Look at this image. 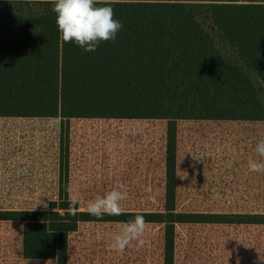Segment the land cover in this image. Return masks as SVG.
I'll list each match as a JSON object with an SVG mask.
<instances>
[{"label":"trees","instance_id":"1","mask_svg":"<svg viewBox=\"0 0 264 264\" xmlns=\"http://www.w3.org/2000/svg\"><path fill=\"white\" fill-rule=\"evenodd\" d=\"M211 1L108 0L123 27L88 52L61 39L53 0H0V117L167 121L165 264H174L176 223L264 225V213L176 212L178 120L264 121V2ZM50 205L0 208V220L46 219L61 264L78 218H163L161 210L95 217L76 202Z\"/></svg>","mask_w":264,"mask_h":264},{"label":"crops","instance_id":"2","mask_svg":"<svg viewBox=\"0 0 264 264\" xmlns=\"http://www.w3.org/2000/svg\"><path fill=\"white\" fill-rule=\"evenodd\" d=\"M234 121V120H233ZM185 122H189L184 125ZM211 120H178L177 122V168L181 169L183 153L182 140L188 131L191 166L211 165L208 160L212 153H224V135H229L228 128L224 133L217 125V136L220 146L213 145L207 153L206 145L199 142L206 138ZM228 121H221V124ZM217 124V123H216ZM67 126L66 131H59L57 164L55 165L54 122L51 118L0 117V169L1 171H77L74 181L69 174V188L62 194L63 201L76 202L79 212L88 211L87 205L97 197L123 185L127 191L126 178L129 171L135 172L140 179L141 209H133L130 197L120 202L121 212H150V200L159 198L158 204L166 203V160H167V121L163 119H125V118H70L67 122L59 118V126ZM63 131V130H61ZM62 137V138H61ZM61 139H64L61 156ZM195 139L196 144H194ZM73 143V144H72ZM179 143V145H178ZM186 143V142H185ZM67 144L69 146L67 147ZM72 144V146H71ZM201 148V149H200ZM66 149V151H65ZM101 152L104 154L101 155ZM207 155L208 158H207ZM93 160V162H91ZM84 161L86 163L84 164ZM219 163V162H218ZM217 165V164H216ZM109 168L108 180L102 181V170ZM179 166V167H178ZM86 167V171L83 169ZM91 168V169H90ZM218 170L219 168H216ZM88 171H99L91 176ZM151 171H162L161 192L151 196ZM178 172V171H177ZM77 174V175H76ZM133 175V174H132ZM255 180V177H253ZM102 181V182H101ZM145 183V185H144ZM230 171H194L193 170V212L194 214H229V213H264L240 212L225 210L231 205ZM260 184V181L258 185ZM176 182V198L178 195ZM66 196V197H64ZM185 212V211H183ZM65 219L67 217H64ZM27 223L30 226L40 224L41 234H56L51 231L47 220H0V222ZM71 222L68 217L64 223ZM131 221H84L78 218L77 226L67 233V255L64 264H165L166 218L161 222L146 221V229L139 240H133L124 249L111 247L113 237L120 234L124 226ZM161 224V225H160ZM193 225V264L201 261L200 257L213 254L221 255L225 250L237 249L241 244L231 238L229 223H210L193 221V223H176L174 226V264L177 263V228ZM244 229L255 230L263 224H235ZM159 227V228H157ZM157 228V231L153 230ZM161 228V236H160ZM236 233V232H235ZM237 234V233H236ZM57 235V234H56ZM99 236V238H97ZM246 242L250 246L254 260L261 251L260 235H251ZM252 241V242H251ZM251 244V245H250ZM247 247V246H246ZM87 248H92L87 250ZM233 255H238L237 253ZM250 257V256H248Z\"/></svg>","mask_w":264,"mask_h":264},{"label":"rangeland","instance_id":"3","mask_svg":"<svg viewBox=\"0 0 264 264\" xmlns=\"http://www.w3.org/2000/svg\"><path fill=\"white\" fill-rule=\"evenodd\" d=\"M180 1L192 3L212 2L211 0ZM237 1L249 2L251 0ZM255 1L264 2V0ZM227 51L229 52V50ZM260 95L264 101V90L261 87ZM59 118H51L54 122L55 152L53 154H55V165L57 164L58 153L60 151L59 131L63 134L67 128V126H59ZM213 121L216 122H212L214 124L210 128H207L206 138H201L199 142L201 145L205 143L207 153H209L213 145H216V147L217 145L220 146L217 136V125L223 133L228 128L229 135H224L226 139L222 143L224 153L220 155L212 153L208 159L218 161L219 163L213 162L211 165L206 163L202 164L203 166L199 168H196L195 164L191 166L190 156L186 150L189 147L188 138L190 132L188 131L184 134L185 140H182V166L181 169L179 166V169L176 167V171H178L176 172L177 191L179 193L176 199V212L193 211V170L230 171L231 205L225 210L231 212H264V173L253 172L248 166L249 160L260 161L264 159L259 157L255 151L256 145L261 140H264V121L230 120V122H224L223 124H221V120ZM188 123L185 122L184 125ZM193 142L196 144L197 141L193 139ZM68 146L69 144H67ZM103 154L101 152V155ZM85 163L86 161H84ZM215 167L219 169L216 170ZM83 171H86V167ZM76 172L58 171L56 166L54 171H1L0 169V208L40 209L48 212L50 211L51 202L54 201L56 204H59L62 194H66L67 196L70 182L69 174H72L71 180L73 182ZM135 172L139 173L140 171H129V175L131 174V176L126 178L128 198L131 195L133 200L130 204L134 210L141 209L142 207L139 200L141 193L140 179L134 176ZM108 173L109 168L105 166L102 170V181L108 180ZM88 174L93 176L99 174V171H88ZM161 175L162 171H151V199H153L151 196L153 193L157 197L159 190L161 192V187H163ZM253 177H255V180ZM259 181L260 184L258 185ZM158 200L159 198L150 200L149 207L146 206V202L144 201L143 208L161 210L162 215L166 218L167 212L164 210L163 203L158 204ZM55 207H59V205H55ZM59 210L62 213L63 210ZM10 222L13 221L0 222V264H61L59 260L61 251L58 249L56 234L50 235L47 233L46 236L41 234L40 224L30 226V222ZM231 227L237 233L231 230V238H235L241 244V247L225 250L221 255H213V251V254L205 257L204 261V257L202 256L200 257L201 261L195 264H264V225L255 230H245L242 225L235 224L231 225ZM157 228L153 231L156 232ZM250 232L251 235L258 234L261 237V251L256 260H254L250 246L246 242L247 238L249 239L250 237L252 239L251 236H247V233ZM192 242L193 225L177 228L176 244L178 250L176 257L178 264H193V250L190 249ZM89 249L92 250V248H87V250ZM235 253L238 255H233Z\"/></svg>","mask_w":264,"mask_h":264},{"label":"clouds","instance_id":"4","mask_svg":"<svg viewBox=\"0 0 264 264\" xmlns=\"http://www.w3.org/2000/svg\"><path fill=\"white\" fill-rule=\"evenodd\" d=\"M53 3L61 39L68 43L75 42L88 52L96 51L102 41L115 42L118 31L123 27L119 20L114 19V9L108 0L103 6H97L100 0H53ZM255 151L259 157L264 158V140L256 145ZM248 166L253 172L264 173V159L249 160ZM127 196V191L121 185L105 196L89 202L88 213L95 217L104 214L119 215L120 202ZM146 226L144 217L137 215L124 226L120 234L113 237L111 247L122 251L133 240H139Z\"/></svg>","mask_w":264,"mask_h":264},{"label":"built area","instance_id":"5","mask_svg":"<svg viewBox=\"0 0 264 264\" xmlns=\"http://www.w3.org/2000/svg\"><path fill=\"white\" fill-rule=\"evenodd\" d=\"M62 214L64 217H67V214L65 213V211H62Z\"/></svg>","mask_w":264,"mask_h":264}]
</instances>
